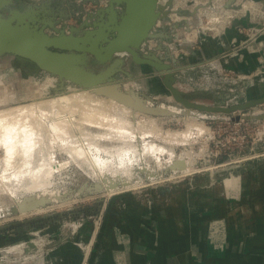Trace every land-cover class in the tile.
<instances>
[{
	"label": "rangeland",
	"instance_id": "obj_1",
	"mask_svg": "<svg viewBox=\"0 0 264 264\" xmlns=\"http://www.w3.org/2000/svg\"><path fill=\"white\" fill-rule=\"evenodd\" d=\"M40 1L29 0L31 3ZM76 1L74 0V5L82 7ZM254 1L264 2V0ZM21 2H28V0H21ZM81 11H84L83 7ZM81 11L77 10L76 13ZM76 13L66 14L70 17L65 21L71 22L68 27L76 25L78 18ZM204 20H206L205 17ZM194 21L200 23L196 18ZM152 42H149L151 47ZM256 58L258 62L256 69L252 72L237 74L240 78L236 77L235 81L225 80L224 76L215 70L216 74L211 75L210 80H208L207 74L195 72L187 74L186 79L177 83L176 86L181 91L189 93L191 100L210 106L241 104L251 99L264 97V50H261ZM189 78H193L195 83H190ZM50 79L52 78L47 73L25 75L12 65L11 57L0 59V116L3 117V120H7L5 115H9L10 120L12 117L15 121L13 123L17 125V128L13 127L15 133L10 132V139L7 138L9 132L5 130L9 131L12 128H1L4 126L0 125V130L2 129L0 134V264H78L79 261V264H93L97 257L100 258V263L105 248L108 246L106 243L112 228L115 224L126 223L125 218L121 215L124 208L129 221H138L144 218L146 232L149 230L150 236L153 238L142 236L143 241L140 239L138 243L143 246L144 254L147 256L159 255L163 260H166L168 257L178 255L173 252H185L188 250L187 240L193 238L196 241L197 237L199 239L202 237L198 230L202 227L201 224H204L203 228L206 229L204 235H209L213 244H216V250L220 255L223 254L225 257L227 251L232 250L239 257L240 264H264V105L229 115L207 113H201V115L200 112L185 110L176 105L168 93L165 98L156 100L170 105L166 107H169L177 115L153 117L142 113L136 115L137 112L134 113L132 109L123 108L117 104L113 105L107 101L108 98L93 93L90 94L91 96H83L84 100L82 97V102H84L81 103L82 107L81 101L79 104L77 103L78 106L80 105L79 108H83V110L80 109L81 112L77 109L78 106H75L76 103L74 105L72 103L68 108L64 103L58 110V117L55 118L51 115L52 108L49 105L47 107L45 104L44 108H40L34 101L38 98L52 100L59 95H69L82 89L67 85L64 93H54L50 88L54 86V78L51 81ZM118 79L125 78L122 75ZM203 95H210V97ZM28 104H31L33 109L35 108V110L30 109V112L33 110L34 112L31 113L33 116L36 113L35 117L38 119L34 117L35 121L22 120L23 126H21L17 123L21 120L14 118L18 116L15 109ZM88 104L96 106H92V108ZM74 106L77 109L74 108L75 111L79 113L74 112L75 116L73 115V117L71 111L74 109L71 107ZM97 106L102 108L104 106L102 110L105 109V112L100 111L101 109ZM64 108H67L68 112ZM69 108L72 109L70 112ZM46 109L51 111L48 113ZM96 109L98 110L96 111ZM4 110L6 111L3 112ZM98 111L108 114V116L103 114L104 117H102H109L105 119L106 121L114 118L109 121L110 126L101 118H99L100 123H97L96 119L94 120V116V121L92 120V115L100 113ZM183 111H185L184 114L181 113ZM83 113L89 117L92 114L91 119H87L89 122L86 120V115L82 121ZM60 120L64 122L61 127L58 126L61 124ZM116 120L118 121L115 123ZM32 122L37 123L41 129L38 131L37 127L34 130ZM81 122L83 123L81 124ZM54 123L59 124L54 125ZM3 125L8 124L5 121ZM53 125L58 126L60 131L57 127L56 129L52 128ZM68 125L69 128H67ZM72 126L74 127L72 128ZM62 127L64 130L67 128L68 133ZM32 131L35 134L33 136H31ZM82 131L93 135V138L87 136L90 141L88 138V140L84 139L93 156H99V159L112 163L114 168L109 167V165L111 166L109 162L103 161L105 166L99 164V169H103L104 172L107 169L105 174L112 177L111 174L117 173L118 176L115 179L118 180L120 176L126 178V173L130 172L132 180L137 169L145 171L148 168L147 170H150V174H152L151 178L150 174L146 173L147 176H150H148L150 182H137L135 183L137 185H130L131 187L127 185L128 188L124 187L117 192L71 200V203L68 202L69 204L54 203L39 212L26 215L13 213L12 209L16 208V197L22 196L25 193V188L33 185L34 182L50 181L54 184V188L52 186L51 189L61 193L68 189H77L84 183L97 182L89 164L87 165L82 161V157L73 153V149L79 144H76V139L82 137L80 135ZM20 132L31 138L35 137L33 142L38 140L39 142L35 141V143L41 148H37L36 145L32 146L27 140L30 137L26 138L28 144L24 142L23 135L19 136ZM100 133H104V136L107 134L108 137H103V134L101 136ZM167 134L170 136L168 137ZM95 135L97 136L95 137ZM69 141L71 142L68 143ZM95 142L99 143H97L98 147L102 146L106 150L102 147V151L97 150ZM24 143L27 144L26 147H24ZM71 144H74V147ZM93 146L96 147L93 148ZM46 148L49 149V152ZM50 148H52L51 151ZM126 149L127 152H123V156L119 151ZM69 150L73 154L69 153ZM135 150L140 153H136ZM113 152L117 155H111ZM128 152L129 154L126 155ZM121 156L124 160L127 158L125 161L128 164ZM41 157L47 158L42 162L44 165L42 170L40 168ZM74 157L76 158L74 159ZM175 162L180 165H176L178 167L174 170H169V166L172 167ZM64 163H67L65 164L67 167L59 166ZM48 164L52 168V172H48L50 171L47 167ZM116 167L123 171L122 174L119 170V172L115 170ZM33 168H36V171L41 170L38 179L31 180L30 178L29 181H24L22 179L24 175L26 179V175L31 174L30 171L32 172ZM108 170L112 171L109 173ZM155 200L158 201L157 204L154 203ZM143 209L146 210L143 211ZM166 212L172 213L169 216ZM187 213L191 216L193 213V216L199 218V224L194 228L195 232L186 229V227L183 229L179 227V230L174 231V225L170 233L165 232L164 229L160 231L159 222L156 220H160L162 225H169L170 218L173 216L175 222L185 226L187 223L193 222L192 218L195 221L194 217H186ZM227 227H231V229L227 230ZM103 229L106 240H103V244L101 242L98 244ZM172 240L173 242H170ZM175 241H178L177 245L179 246H175ZM230 244L234 246L229 247ZM68 245L76 249L72 250V252L76 251L74 255L72 252L68 255V251H65L68 250ZM60 247H62L60 250H64L68 255L69 260L59 258L62 257L58 255ZM73 259H76L77 262H74ZM238 261L235 260L236 263H239Z\"/></svg>",
	"mask_w": 264,
	"mask_h": 264
},
{
	"label": "water",
	"instance_id": "obj_2",
	"mask_svg": "<svg viewBox=\"0 0 264 264\" xmlns=\"http://www.w3.org/2000/svg\"><path fill=\"white\" fill-rule=\"evenodd\" d=\"M176 1L168 0L163 6L159 0H107L106 7L90 13L86 19L79 16L76 25H70L66 31L64 25L60 29L57 26L70 16L59 14L46 17L43 9L45 3L0 0V59L11 57L22 64H30L37 74L47 73L54 78V86L50 87L54 93H64L67 85H71L116 100L133 111L153 117H173L177 114L161 107L170 105L146 97L135 88L126 90L125 85L134 81V75L127 69L129 65L139 67L141 72L145 68L153 70L154 75L162 79L175 104L185 110L229 115L264 105V97H261L241 104L210 106L191 100L189 93L176 87L177 73L190 68L176 66L169 48L165 47L167 60L158 57L157 49L151 47L149 42L165 38L158 31V26L172 25L171 14L193 17L199 9L209 7L210 0L207 5L195 7L192 12L174 9ZM194 4L195 0H192L186 5L190 7ZM77 10L81 11L82 7L74 5L70 13L75 14ZM47 30H52L53 34ZM166 39L170 41L167 34ZM122 75L125 79H118ZM176 165L180 164L175 162L172 167L169 166V170L177 168ZM135 173L131 184L150 182L142 169H137ZM104 182L106 186L102 183H84L77 189H68L66 195L64 193L67 191L54 200L45 195L39 198L32 195L24 198L12 212L30 213L71 196L77 199L93 197L105 194L107 190L119 191L129 184L121 179ZM99 261L97 257L93 264Z\"/></svg>",
	"mask_w": 264,
	"mask_h": 264
},
{
	"label": "crops",
	"instance_id": "obj_3",
	"mask_svg": "<svg viewBox=\"0 0 264 264\" xmlns=\"http://www.w3.org/2000/svg\"><path fill=\"white\" fill-rule=\"evenodd\" d=\"M204 1L205 0H201L197 3ZM40 3L46 4L43 7L44 12L47 14L46 17H52L59 14L66 15L67 13H70L74 6V0H41L38 4ZM237 3H239L237 0H227L226 4L229 9H232L236 7ZM178 6L188 11H192L193 9L187 8L185 3L181 2H179ZM173 19H177V17L174 16ZM193 21L194 20H192V22ZM189 23H191L189 18H178L172 25H159L158 31L160 30V33H163L165 38L155 40L151 44L153 48L155 47L157 49L156 55L158 57L167 60L168 54L165 51V47L169 48L172 53L171 57L176 62V66L180 65L181 67L190 68L178 74V83L183 82V80L186 79L185 76L187 74L189 75L195 72H202L211 76L214 75V70L224 68L227 71H234L235 73L240 74L242 72H252L258 66L256 58L258 53L243 48L242 42L244 37L237 32V27L239 25L245 27L250 25L248 19L235 20L233 24L222 33H199L197 36L189 30ZM206 28L207 27H204L205 30H207ZM166 34L170 37V41H167ZM261 39L264 41V37ZM173 66H175V64H173ZM127 69L134 75L133 84L135 85V89L144 96L160 100L168 95L169 92L164 87L162 79L155 76L153 70L145 68L141 72V69L134 65H129ZM157 202L158 201L155 200L154 203L157 204ZM141 208L144 207L141 206ZM144 210L146 209H143V211ZM179 211L181 210L179 209ZM171 213L172 212H168L167 214L170 216ZM177 213L182 216L181 213ZM121 215L125 218L126 223L115 224L114 228H112L113 230H111V234H109L110 236L108 237L107 243L105 241L108 246L106 248L104 247V256L99 264H103L104 260V264H240V261H238L239 257L236 256L232 250L229 252L227 251L225 257H223V254L220 255L218 253L216 250V244H213L209 235H204L206 230L203 228L204 224H201L202 227L198 230L202 234V239L197 237L196 241L193 238H190L189 241L187 240L186 247L188 250L185 252H173L178 255L168 257L166 260H163L159 255L147 256L144 254L143 246H141L138 241L140 239L143 241L142 236L153 238L150 236L148 230L150 227H148V231L146 232L144 218H141L138 221H129L125 208L122 210ZM185 216L188 218L194 217L195 221L192 218L193 222L191 224L187 223L185 226L179 225V222L177 221L175 222L173 216L170 218L171 223L169 225H162L160 220L156 221L159 222L160 231H163L164 229L165 232L170 233L174 225V231L177 229L179 230V227L182 229L186 227V229L195 232L194 228L199 224V218L193 216V213L192 216L188 213ZM230 229L231 227H227V230ZM175 235L177 236L178 234ZM175 235L172 236L175 237ZM105 237L103 229L100 238L98 239V244L100 242L103 244V240H106ZM170 242H173V240ZM177 244L178 241H175V246H179ZM232 244H230L229 247L234 246ZM62 247H60L59 250ZM204 247H206V249H204ZM67 248L68 250L65 251H68V255H70L72 250H76L73 249L74 247L71 245H68ZM65 251L60 250L58 255H61L62 257L59 258L69 260ZM75 252L76 251H73L72 254L74 255ZM108 254L109 256L107 257ZM230 257L232 258L230 259ZM73 260L74 262L76 261V259ZM235 260L239 263H236Z\"/></svg>",
	"mask_w": 264,
	"mask_h": 264
},
{
	"label": "bare ground",
	"instance_id": "obj_4",
	"mask_svg": "<svg viewBox=\"0 0 264 264\" xmlns=\"http://www.w3.org/2000/svg\"><path fill=\"white\" fill-rule=\"evenodd\" d=\"M178 4H179V2H176V5H177V6H178ZM245 7L248 8V5H245ZM203 29H204V28H203ZM206 29H207V28H206ZM204 30H205V29H204ZM51 80H53V78L50 79V81H51ZM50 84H51V83H50ZM50 86H51V85H50ZM125 88H126L127 91H131V89L135 88V85H134L133 83H131V84L125 85ZM82 90H83V89H82ZM82 90H76L75 92H73L72 94H69V95H64V94H63V95H59V97L52 98V100H51V99L49 100L48 98H47V99H46V98H38V100H35L34 103L37 104L36 106H38V107L40 106V108L43 107V105H45V104L47 105V107H48V105H49V106L52 108V113H51V115H53V116L56 118V116L59 115V114H58V110L60 109V106H61L62 104L65 103L64 105H67V106H66L67 108L69 107V105L71 106L72 103H73V105H74V103H76V104H75V106H76L77 103L79 104V101H81L80 104H81V103L83 104L84 102H82V97H83V96H86V95L93 94V92H91V91H89V90H83V91H82ZM94 94H95V93H94ZM90 96H91V95H90ZM92 96H93V95H92ZM97 96H98V95H97ZM100 97H101V96H100ZM50 98H51V97H50ZM84 99H85V98L83 97V100H84ZM108 99H109V100H107V101H110V103H113V105H114V104H115V105L117 104V105H121L123 108H129V107H126L124 104L118 103L116 100H113V99H110V98H108ZM34 103H33V104H34ZM48 103H49V104H48ZM140 103L143 104L142 102H140ZM33 104H32V105H33ZM82 104H81V107H82ZM88 105H90V104H88ZM62 106H63V105H62ZM75 106H74V107H71V108H73V109L75 108V109H76V107H77L78 105H77L76 107H75ZM79 106H80V105H79ZM79 106L77 107V109H78L79 111H80V109L83 110V108H81V107L79 108ZM84 106H85V105H84ZM90 106H91V105H90ZM90 106H89V107H90ZM92 106L95 107L96 105H93V104H92ZM92 106H91V107H92ZM28 107H30V108H28ZM45 107H46V106H45ZM64 107H65V106H64ZM85 107H86V106H85ZM97 107H98V106H97ZM161 107H162V108L164 107L163 109L170 110V111L172 112V110H171L169 107H166V106H161ZM18 108H19V107H18ZM18 108H17V109L13 108V109H15V110L17 111V112H16V113H17L16 115H18V116L15 115V116H16V117H14L15 120H16V119L21 120V122H20V121L17 122V123H19V125L23 126V125H22V123H23L22 120H24V121H25L26 119H27V121H28V119H31V120H33V121L36 120V119H33V118L36 116V113H34V114H35L34 116H33V114L31 113L33 110H35V108L33 109V107L31 106V104H28V105H25V106H21L19 109H18ZM43 108H44V107H43ZM67 108H66V109H67ZM92 108H93V107H92ZM98 108L101 109V110L99 109L100 111H104V110H105V109L102 110V109L104 108V106H103V108H102V107H98ZM162 108H161V109H162ZM30 109H33V110H31V112H30ZM64 109H65V108H64ZM64 109H63V112H64ZM66 109H65V110H66ZM75 109H74L73 111H71L72 109L70 110V108H69V112H70V111L73 112L72 116L74 115V112H75V113H79L78 111L76 112ZM77 109H76V110H77ZM129 109H130V108H129ZM38 110H39V108H38ZM40 110H41V109H40ZM42 110L44 111L45 109H42ZM46 110H48V113H49V111H51V110H49V109H46ZM67 110H68V109H67ZM67 110H66V111H67ZM97 110H98V109H96V111H97ZM5 111H6V110H4L3 112H5ZM11 111H12V110H11ZM84 111H85V109H84ZM84 111H82V112H84ZM100 111H98V112H100ZM132 111H133V110H132ZM190 111H191V110H190ZM190 111H189V112H190ZM3 112H2V113H3ZM33 112H34V111H33ZM67 112H68V111H67ZM80 112H81V111H80ZM85 112L87 113V111H85ZM85 112H84V113H85ZM94 112H95V111H94ZM98 112H97V113H98ZM104 112H105V111H104ZM136 112H137V113H136ZM18 113H19V114H18ZM48 113H47V115H48ZM61 113H62V111L60 112V114H61ZM84 113H83V114H84ZM91 113H92V112H91ZM134 113H136V115H137V114H139L140 112H138V111H134ZM178 113H179V112H178ZM4 114H5V113H4ZM7 114H9V113H7ZM13 114H14V113H13ZM65 114H66V113H65ZM80 114H81V113H80ZM87 114H88V113H87ZM87 114H84V116L81 115V119H82V118L85 119L86 116H87V117H86V120L89 119V118L91 119V115H92V114L90 115V117H89ZM98 114H99V115H98ZM98 114H95V113H94V114L92 115V120H93V118L95 117L94 120L96 119V120L98 121L97 123H100L99 118L103 119V121L108 122V123H109V121L112 119V118H111L109 121H108V120H107V121L105 120L106 118H109V117H107V116H108L107 113H102V112H100V113H98ZM103 114H104V115H107V116H105L106 118H102V117H104ZM197 114H198V113H197ZM200 114H201V113H200ZM41 115H42V114H41ZM61 115H62V114H61ZM63 115H64V114H63ZM69 115H70V114H69ZM85 115H86V116H85ZM201 115H202V114H201ZM8 116H9V115H8ZM8 116L5 115V119L7 118V120H3V117L0 116V123H2V124H0V125L4 126V127H1V126H0V127H1V128H5V127L7 128V127H9L10 129H11V128L13 129V127H16V128H17V125H16L15 123H13V122H15V121L12 119V117H11V120H10V117H8ZM74 116H75V115H74ZM74 116H73V117H74ZM82 116H83V117H82ZM93 116H94V117H93ZM40 117H41V116H40ZM45 117H46V116H45ZM57 117H58V116H57ZM59 117H60V116H59ZM35 118L38 119V117H35ZM49 119H50V118H49ZM60 119H61V118H60ZM62 119H63V118H62ZM90 119H89V120H90ZM101 119H100V120H101ZM46 120H47V119H46ZM52 120H55V119H52ZM67 120H68V119H67ZM79 120H80V119H79ZM79 120H76V121L79 122ZM92 120H91V121H92ZM94 120H93V121H94ZM112 120H114V118H113ZM112 120H111V121H112ZM5 121H6V124H8V125H3V123H4ZM37 121H38V120H37ZM40 121H41V120L39 119V122H40ZM47 121H48V120H47ZM49 121H50V120H49ZM73 121H74V119H73ZM82 121H84V120L82 119ZM87 121H88V120H87ZM117 121H118V120H116L115 123H116ZM44 122H45V121H44ZM66 122H67V121H66ZM74 122H75V121H74ZM85 122H86V121H85ZM88 122H89V121H88ZM88 122H87V123H88ZM95 122H96V121H95ZM11 123H12L13 125L15 124L16 126H15V125L13 126ZM59 123H61V124H59ZM59 123H54V125L59 124L58 126L61 127V125L63 126L62 123H64V122H63L62 120H60ZM72 123H73V122H72ZM82 123H83V122H81V124H82ZM90 123L93 124L92 122H90ZM108 123H107V124H108ZM115 123H113V124H115ZM25 124H26V123H25ZM32 124H33V128H34V130H35V128H37V127H38V131L41 129V128L39 129L40 126H37V123L32 122ZM35 124H36V127H35ZM79 124H80V123H79ZM102 124H103V122H102ZM102 124H101V125H102ZM111 124H112V123H111ZM113 124H112V125H113ZM54 125L52 126V128H53V127H54V129H56V127L59 128L58 126H54ZM65 125H66V123H65ZM69 125L71 126L70 123H69ZM69 125H68L67 128H69ZM95 125H98V124H95ZM104 125H105V124H104ZM115 125H118V124H115ZM24 126H25V125H24ZM27 126H30V125L27 124ZM27 126H26V127H27ZM45 126H46V124H45ZM47 126H48V125H47ZM66 126H67V125H66ZM80 126H81V125H80ZM105 126H106V125H105ZM109 126H110V123H109ZM41 127H42V126H41ZM48 127H49V126H48ZM50 127H51V125H50ZM64 127H65V126H64ZM64 127H62L63 130H64ZM73 127H74V126H72V128H73ZM81 127H82V126H81ZM102 127H103V126H102ZM9 128H8V129H9ZM33 128H32V130H33ZM67 128H65V130H64L65 132L68 131V130L66 131ZM70 128H71V127H70ZM76 128H78V126H76ZM12 129L9 130V131H8L7 129H6V130L4 129L6 132H9V133H7V135H8L7 138H9V139H10L11 133H15V132H14V129H13V130H12ZM45 129H46V128H45ZM79 129H80V128H79ZM79 129H78V130H79ZM1 130H2V129H1ZM1 130H0V131H1ZM34 130H33V131H34ZM36 130H37V129H36ZM48 130H49V129H48ZM48 130H46V131H48ZM69 130H70V129H69ZM12 131H13V132H12ZM15 131H17V130H15ZM18 131H19V130H18ZM18 131H17V132H18ZM33 131L31 132V133H32L31 136L35 135V134H33ZM59 131H60V128H59ZM61 131H62V130H61ZM64 131H62V132L64 133ZM80 131H81V130H80ZM85 131H86V130H85ZM10 132H11V133H10ZM17 132H16V133H17ZM34 132H36V131H34ZM48 132H49V131H48ZM1 133H2V131L0 132V134H1ZM4 133H5V132H4ZM31 133H30V134H31ZM67 133H68V132H67ZM67 133H66V135H69V134H67ZM81 133H82V134H80V135H81L82 137H79V138H77V139L74 138V139H76V144L79 143V144H77V147L75 146V149H73V151H74V152H73L74 155H76V156H78V157H80V158L82 157V161L86 162L87 165L89 164V167L92 168L93 173H94L95 176H96L95 178H97V182H95V183H102V184H104V185L106 186V184H105L106 182H104V180H106L107 182L116 181L117 179H115V177L118 176V175H116L117 173H116V174H114V173L111 174V175L114 176V177L112 176L114 179H113L112 177H109V176H108L109 174H108V175L105 174V172H107V169H105V172H104L103 169L101 170V169L98 168V166H100L101 164L104 165V162H103V161H105V160H102L101 158L99 159V158H98L99 156H98V157L93 156L92 152L90 151L91 149H88L89 146H88V148H87V144L84 142V141H85L84 139L86 138V140H88L89 138H88L87 136H91V138H93V135H92L91 133H89V132H84V131H82ZM48 134H49V133H48ZM64 134H65V133H64ZM100 134H101V133H100ZM102 134H103V137H108L107 134H105L106 136H104V133H102ZM102 134H101V136H102ZM169 134L171 135V133H169ZM22 135H23V137H24V140H23L24 142H26V143L28 144V142L30 141L29 143H30L32 146L36 145L37 148L40 147V146L38 147V145L35 143V141L39 142L38 140H35V141L33 142V139H34L35 137H34V138H31V137L29 136V137H30V138H29L28 135H26V134L20 132L19 136H22ZM77 135H78V133H77ZM167 135H168V134H167ZM167 135H166V136H167ZM170 135H168V137H169ZM173 135H174V134H173ZM5 136H6V134H5ZM96 136H97V135H95V137H96ZM101 136H99V137H101ZM71 137H72V136H71ZM71 137H70V138H71ZM73 137H75V136H73ZM95 137H94V138H95ZM99 137H97V138H99ZM7 138H6V139H7ZM26 138H29L30 140L27 139V140H28V142H27V141H26ZM87 138H88V139H87ZM101 138H102V137H101ZM166 138H167V137H166ZM166 138H165V139H166ZM104 139H105V138H104ZM135 139H136V138H135ZM173 139H174V138H173ZM91 140H92V139H91ZM6 141H7V140H6ZM12 141H13V140H12ZM89 141H90V139H89ZM171 141H172V140H171ZM70 142H71V141H69L68 143H70ZM73 142H74V140H73ZM12 143H13V142H12ZM91 143H92L93 145H95L93 142H91ZM95 143H96V142H95ZM97 143H98V142H97ZM97 143H96V146L99 144V143H98V144H97ZM27 144L24 143V145H25L24 147H26ZM74 144H75V143H74ZM74 144H71V145L73 146ZM68 145H69V144H68ZM71 145H70V148L72 147ZM147 145H149V144H147ZM153 145H154V144H153ZM90 146H91V145H90ZM96 146H93V148L96 147ZM149 146H150V145H149ZM24 147H23V148H24ZM73 147H74V146H73ZM101 147H102V146H101ZM101 147H100V146H99V147L97 146L96 149H97V150H101ZM144 147H145V144H144ZM155 147H156V146H155ZM37 148H36V149H37ZM40 148H41V147H40ZM67 148H69V147H67ZM90 148H91V147H90ZM102 148H103V147H102ZM137 148H138V147H136V149H137ZM147 148H148V147H147ZM51 149H52V148H50V151H51ZM62 149H63V148H62ZM103 149H104V148H103ZM103 149H102V150H103ZM134 149H135V148H134ZM142 149H143V148H142ZM148 149L150 150V148H148ZM37 150H38V149H37ZM43 150H44V149H43ZM46 150H47V152H49V151H48L49 149L46 148ZM70 150H71V149H70ZM70 150H69V151H70ZM94 150H95V149H94ZM102 150H101V151H102ZM104 150H106V148H105ZM115 150H116V149H115ZM118 150H119V149H118ZM128 150H130V149H128ZM137 150H138V149H137ZM149 150H148V151H149ZM157 150H158V149H157ZM148 151H147V152H148ZM39 152H40V151H39ZM66 152H67V151H66ZM94 152L96 153V151H94ZM110 152H111V151H110ZM119 152H120L121 154H123V152H127V149H126L125 151H122V150H121V151H119ZM135 152H136V150H135ZM138 152H139V151H138ZM138 152H136V153H138ZM42 153H43V152H42ZM69 153H71V151H70ZM69 153H68V155H69ZM73 153H71V154H73ZM100 153H101V152H100ZM104 153L106 154L107 151L104 152ZM139 153H140V152H139ZM142 153H143V152H142ZM153 153H154V152H153ZM153 153H152V154H153ZM71 154H70V155H71ZM114 154L117 155V153H114V152H113V154L111 153V155H114ZM118 154H119V153H118ZM125 154H126V153H125ZM128 154H129V152H128L126 155H128ZM148 154H149V153H148ZM41 155H42V154L40 153V156H41ZM49 155H50V154H49ZM49 155H48V157H47L48 159L50 158ZM126 155H125V156H126ZM144 155H145V154H144ZM40 156H39V157H40ZM71 156H72V155H71ZM123 156H124V154H123ZM145 156H146V155H145ZM121 157H122V156H121ZM133 157H134V156H133ZM47 158H46V159H47ZM72 158H73V157H72ZM75 158H76V157H74V159H75ZM111 158H112V157H111ZM118 158H120V157H118ZM122 158H123V157H122ZM139 158H140V160H141V157H140V156H139ZM144 158H145V157H144ZM46 159H45V157H41V159H40V160H41V163H40V162H39V163L41 164V167H40L41 170H42L43 167H44V165H42V162H44ZM77 159H78V158H77ZM128 159H129V158H128ZM72 160H73V159H72ZM120 160H121V159H120ZM123 160H124V158H123ZM125 160H127V158H125ZM125 160H124V162L127 163ZM130 160H131V159H130ZM75 161H76V160H75ZM110 161H112V160H110ZM138 161H139V160H138ZM52 162H53V161H52ZM80 162H81V161H80ZM105 162L107 163V162H109V161H105ZM119 162H120V161H119ZM121 162H122V160H121ZM131 162H132V161H131ZM143 162H144V161H143ZM69 163H70V162H69ZM100 163H101V164H100ZM109 163L111 164V166L109 165V167H112V163H111V162H109ZM125 163H124V164H125ZM49 164H50V162H49ZM49 164L47 165V167L50 169V171H48V172H52V171H51L52 168L49 166ZM51 164H52V163H51ZM65 164H67V163L61 164V165H59V166L61 167V166H64ZM99 164H100V165H99ZM121 164H122V163H121ZM127 164H128V163H127ZM138 164H139V163H138ZM80 165H81V164H80ZM103 165H101V166H103ZM119 165H120V164H119ZM53 166H54V165H53ZM55 166H56V165H55ZM104 166H105V165H104ZM106 166H107V164H106ZM131 166H132V165H131ZM140 166H141V165H140ZM145 166H146V165H145ZM188 166H189V165H188ZM65 167H67V166L65 165ZM80 167H81V166H80ZM107 167H108V166H107ZM117 167H118V166H117ZM117 167H116L115 170L118 171L119 169H117ZM120 167H121V166H120ZM120 167H119V168H120ZM126 167H129V165H128V166L126 165ZM143 167H144V166H143ZM105 168H106V167H105ZM112 168H114V167H112ZM112 168H111V169H112ZM55 169H56V168H55ZM62 169H63V168H62ZM109 169H110V168H109ZM129 169H130V168H129ZM133 169H134V168H133ZM147 169H148V168H147ZM147 169L145 170L146 173H147V174H150V170H147ZM41 170H40V171H41ZM122 170H124V169H122ZM131 170H132V169H131ZM143 170H144V169H143ZM40 171H39V170L36 171V168H33V169H32V172L30 171L31 174L26 175V177H27L26 179H25V175H24V177H23L22 179H23L24 181H29L30 178H31V180L38 179V174L40 173ZM57 171H58V170H57ZM108 171H109V170H108ZM110 171H112V170H110ZM110 171H109V173H110ZM119 171H120V170H119ZM119 171H118V172H119ZM127 171H128V169H127ZM127 171H126V172H127ZM129 171H130V170H129ZM153 171H154V170H153ZM54 172H55V171H54ZM120 172H121L120 174H122L123 171H120ZM151 172H152V170H151ZM129 173H130V172H129ZM129 173H126V178H123L122 176H120L119 179L122 178V180H127V182L129 183V184H127V185H129V187H131L130 184H131V181H132V180H131V178H130ZM132 173H134V172H132ZM123 174H124V173H123ZM130 174H131V173H130ZM153 174H155V173H153ZM111 175H110V176H111ZM131 175H132V174H131ZM123 176H125V174H124ZM148 176H149V175H148ZM148 176H147V177H148ZM150 176H151V178H152V174H150ZM150 176H149V177H150ZM153 176H154V175H153ZM44 179H46V178H44ZM17 180H18V179H17ZM129 181H130V182H129ZM92 183H94V182H92ZM127 185H126V187H127ZM131 185H133V184H131ZM134 185H137V184H134ZM52 186H53V188H54V184H53V183H50V181H46V180L38 181V182H34L33 185L28 186L27 188H25V193H24L22 196H20V197H16V199H15V200H16V205L19 204V203H21V201H22L24 198L29 197V196H32V195H35V197H38V198H39V197H43V195H45V196H49V197L53 198V200H54V198H57L58 196L62 197V195H64V194L66 195V193H68V191L65 192V193L63 194V193H61V192H59V191H57V190H53V189H51ZM133 187H137V186H133ZM127 188H128V187H127ZM114 191H116V190H115V189H114V190H107L108 193H112V192H114ZM107 192H105V193H107ZM116 192H117V191H116ZM108 195H109V194H108ZM110 195H111V194H110ZM71 200H72V201H73V200H77V198L71 196V197H68L67 199H63L62 201H58V202H56V203H59V204L64 205V204L70 202ZM70 203H71V202H70ZM68 204H69V203H68ZM15 209H16V208H15ZM43 209H45V207H44V208H41V209H37V210H35V211H33V212H36V211L39 212V211H41V210H43ZM47 209H48V208H47ZM30 213H32V212H30ZM26 214H28V213H24V214H23V213H22V214L20 213V215H26ZM21 217H22V216H21Z\"/></svg>",
	"mask_w": 264,
	"mask_h": 264
},
{
	"label": "built area",
	"instance_id": "obj_5",
	"mask_svg": "<svg viewBox=\"0 0 264 264\" xmlns=\"http://www.w3.org/2000/svg\"><path fill=\"white\" fill-rule=\"evenodd\" d=\"M167 1L168 0H159V4L164 6ZM190 1L192 0H183L180 2L185 3V6L187 8H193L192 11L195 9V7L202 5L204 6L208 3V0L200 3H197L199 0H195V4L188 7L186 4ZM237 1L239 3L236 4V7L229 9L226 4L227 0H210L209 7H203L199 9L198 13L196 14L200 23L195 22L194 24H192L193 17H179L175 14H171L170 19L173 22H176L178 18H189L191 20V23H189V30H191V33H194L195 36H197L199 33H222L228 27H230L235 20L248 19L250 25H248V27L239 25L237 27V32L239 35L244 37V40L242 42L243 48L254 53H259L262 49H264V41L261 39L264 37V2H255L254 0ZM76 2L78 5H81L84 8V11L76 13V16H82V19H86L90 13H93L100 8L106 7L108 3L107 0H99L98 2L77 0ZM176 2L174 5V9L180 8L176 5ZM245 5H248V8H246ZM183 10L188 11L185 9ZM174 16H176L177 19H173ZM202 17H205L206 20L203 21ZM70 23L71 22L69 21H62L57 26V28L60 29L64 25L66 27V31H68V24ZM160 26L162 25L160 24ZM204 27H207V30H204ZM47 32L49 34H53L52 30H47ZM216 71L224 76L223 78L225 80L231 81L236 77L240 78V76L237 75V73H235L234 71H227L224 68H219ZM216 71L214 72V75L216 74ZM207 78H209L208 80H210V76H208ZM189 82L195 83V80L193 78H189Z\"/></svg>",
	"mask_w": 264,
	"mask_h": 264
},
{
	"label": "flooded vegetation",
	"instance_id": "obj_6",
	"mask_svg": "<svg viewBox=\"0 0 264 264\" xmlns=\"http://www.w3.org/2000/svg\"><path fill=\"white\" fill-rule=\"evenodd\" d=\"M194 18L198 19V17H197L196 15L193 16V19H192V20H194ZM194 23H195V21L192 22V24H194ZM12 65H14L15 68H17L18 70H20V72H23L25 75H27V74H31V73H33V74H37V73H35V71H34V67L31 66V65L28 64V63L22 64V63H20V62H18V61H16V60L12 59ZM179 73H180V72H178L177 75H176V77H177L176 85H177V83H178V74H179ZM37 75H38V74H37ZM176 87H177V86H176ZM178 89H179V88H178ZM203 96H204V97H210V95H207V96L203 95Z\"/></svg>",
	"mask_w": 264,
	"mask_h": 264
}]
</instances>
